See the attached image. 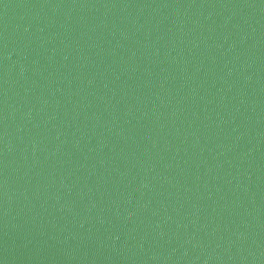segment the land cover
Returning a JSON list of instances; mask_svg holds the SVG:
<instances>
[{
    "label": "water",
    "instance_id": "95a60500",
    "mask_svg": "<svg viewBox=\"0 0 264 264\" xmlns=\"http://www.w3.org/2000/svg\"><path fill=\"white\" fill-rule=\"evenodd\" d=\"M0 264H264V0H0Z\"/></svg>",
    "mask_w": 264,
    "mask_h": 264
}]
</instances>
